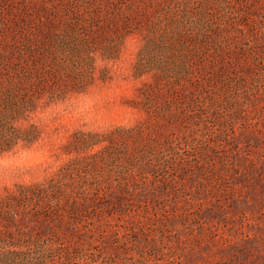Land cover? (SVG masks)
Here are the masks:
<instances>
[{"label": "rangeland", "instance_id": "obj_1", "mask_svg": "<svg viewBox=\"0 0 264 264\" xmlns=\"http://www.w3.org/2000/svg\"><path fill=\"white\" fill-rule=\"evenodd\" d=\"M0 264H264V0H0Z\"/></svg>", "mask_w": 264, "mask_h": 264}]
</instances>
